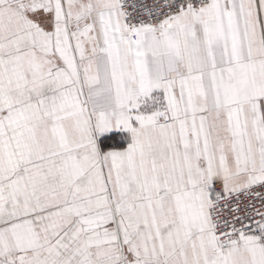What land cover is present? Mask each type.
Returning <instances> with one entry per match:
<instances>
[{"label":"snow or ice","instance_id":"obj_1","mask_svg":"<svg viewBox=\"0 0 264 264\" xmlns=\"http://www.w3.org/2000/svg\"><path fill=\"white\" fill-rule=\"evenodd\" d=\"M0 264H264V0H0Z\"/></svg>","mask_w":264,"mask_h":264}]
</instances>
